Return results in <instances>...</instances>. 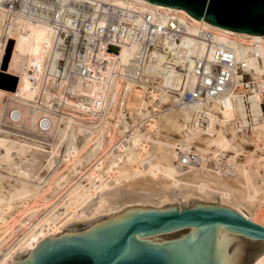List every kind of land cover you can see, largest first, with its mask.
<instances>
[{"label": "built area", "instance_id": "2783aa9c", "mask_svg": "<svg viewBox=\"0 0 264 264\" xmlns=\"http://www.w3.org/2000/svg\"><path fill=\"white\" fill-rule=\"evenodd\" d=\"M0 17L5 42L15 44L16 35L36 26L50 34L43 56H25L22 61L34 92L26 107L41 111L34 124L38 133L50 131L56 120L58 125L71 120L72 126L81 125V121L94 123L103 129L100 132L106 139L107 127L122 126L124 121L131 128V96L137 90L142 102L151 100L141 109L144 115L136 118L137 125L158 117L162 110L185 105L190 113L189 119L183 120L186 129L210 135L219 121L224 122L236 137L263 152L264 59L255 55L256 70L237 58V48L245 47L237 46L231 34L219 39L199 25L191 35L190 19L180 13L118 0H0ZM187 36L203 43L202 53L196 42L181 43ZM123 48L131 52L125 61L119 60ZM82 83H99L105 90L94 122L81 120L76 116L81 113L67 103L84 98L79 92ZM225 104L232 112L229 119L222 113ZM23 110V105L7 110L8 126L21 123ZM128 138L124 132L117 144L127 143ZM117 144L111 150L116 151ZM180 144L179 140L174 142L176 162L186 169L206 166L225 175L232 171L225 155L216 159L212 154L202 156L194 146L184 149ZM59 156L60 151L53 163Z\"/></svg>", "mask_w": 264, "mask_h": 264}, {"label": "rangeland", "instance_id": "374dc122", "mask_svg": "<svg viewBox=\"0 0 264 264\" xmlns=\"http://www.w3.org/2000/svg\"><path fill=\"white\" fill-rule=\"evenodd\" d=\"M0 35H1V28H0ZM32 42L33 41H30V43ZM34 43L35 42L32 43L31 46L32 48L36 47V43L35 45H33ZM13 46H14V42L11 43V41L6 46L5 57L3 60V64H1V68H3V71H0V87L5 91H9V92L14 90L15 83L17 84L18 81V78L14 74L12 75V73L6 72L10 57L9 55L11 54ZM26 57L30 58L31 56L27 55ZM23 59L24 57L21 59L20 67L22 71H25L22 67ZM98 89L100 90L99 92ZM87 91H89L88 85L84 84L83 89L81 91L82 93L81 95L82 96L84 95V98H82L81 100L69 99L67 100V103L70 107L76 109L78 113H81V115L76 114V116H78L81 120L94 122L93 119L95 118L94 117L95 113H97L100 110L101 106L99 107V105L102 103L104 94L102 91V87L97 88L96 91L98 93L97 96L96 95H94L93 97L89 96L94 100L93 102L89 103L87 102V100L90 99L87 96L88 93ZM140 97H141L140 93L137 91H134L131 96L132 99L131 103L134 108V115H132L133 124L131 128H128V125L124 121L122 123V126H118V124H114L105 129L108 135V138L105 139L103 138L104 135L102 134V132H100L103 131V129H97L94 123L92 124L90 123V125H88L87 123L84 124L81 121V125L72 126L71 120H66L64 125H58L57 124L58 120H56L55 121L56 124L54 123L53 127L50 128V131L46 133H38L34 127V124L38 119L37 117L41 115L40 110L29 109L28 107H26L28 101L13 98V96L7 94V92H5L4 94H2V96H0V102H1L0 103V262L9 261L7 264H11L15 259L26 255L28 251L26 250V248H24L25 244L23 242L25 241L24 238L26 237L25 239H27V237L29 236V235L26 236V233L27 234L33 233V231H35L36 228L38 229L41 225H43L44 220H45L44 222H50L51 220L54 222L56 219V221L59 223L63 222L65 220L64 216L66 215V213L70 211L71 208L69 203L72 202H69L68 200H70L71 197L74 196L78 191L80 190L83 191L84 190L83 188L86 187H87L86 189L90 188L92 190L93 188L91 186L98 185L100 181L106 180L107 178H108L107 181L113 179L112 176L109 175V173L113 174L112 173L113 171L111 172V169L109 168L110 166H108L109 160L104 162L102 168H98L95 163L98 164L99 160L101 161L104 158L103 156L105 154L108 157L112 155L113 150H110L112 147L111 145L117 144L118 139L124 135V132H127L129 135V138L126 140L127 145L129 144L128 150H130L129 148L134 146L130 138L132 132L139 134L141 144L146 143V146H148L149 148H151V146L153 147L152 143L154 142L156 143L157 141L165 144H167L168 142V144L173 146L172 148L176 152L175 150L176 147L174 145V142L176 140H179V142L181 143L180 144L181 148L184 147L185 144L184 139H186L194 130L192 128L186 129V127L183 125L184 122L183 120L189 119L190 117L189 109L188 111L187 108H178L175 110L172 109L162 110L158 115V117L151 118L157 121V127L152 129V128H148L147 126V124L150 122L151 119H149L146 123L142 125H137L136 123V118H139L140 115L141 116L144 115V112L141 109L145 108L146 105H148L149 103V101H146L147 103L144 102L143 104ZM14 105H20V106L23 105L24 120L21 121V123H19L18 125L10 127L8 126L7 122H5L6 121L5 115L7 110ZM138 105L139 107H141L140 109L139 107H137ZM32 116L35 117V120L30 122ZM165 120L170 123L169 128L165 127L164 125ZM69 126H71L69 130H72V134L74 135V136L72 135L69 139L71 140L72 143H73L72 140H75L73 144L77 146V149L81 148V150L77 151V154L72 153L74 156L76 155L75 157L71 154V152L67 150L68 138L63 139L61 138L60 135V131L63 129L68 130ZM219 128H220V124L219 127H216L214 129L213 134L210 135H203L201 133L196 134L193 141H190L191 144L189 142V144H185V146L190 148L194 146L195 150L197 149L198 151L202 152L204 155H211L213 151H217V152L219 151V154L217 152L214 153H217L218 155H222V156L225 155L224 157H228L229 159L234 161V164L236 163L235 165L237 166V169H239L241 163H243L242 165L246 166L254 185L259 190V194H258L259 201L257 199V203L253 205L240 204V206H242L241 208L246 210L247 212L249 211L251 212L249 213L252 215V218L254 219L253 222L264 226V197H263L264 150L262 153L256 151L244 139H241L240 137H236L235 134L229 131L226 125L224 126L223 132L229 139H231L232 148H229L228 150L225 151L216 150V146L211 142L212 139L214 140V138L217 137L216 130H218ZM194 132L195 131H193V133ZM83 134H85L87 137L90 136L88 138L89 140L86 139L87 137L85 135H84L85 136L84 139ZM72 137L74 139H72ZM35 139L44 142V144L37 142ZM145 140H147V142ZM84 141L85 143L88 142L87 145L83 143ZM93 143L95 146L93 145ZM50 144H54L52 149ZM121 145L122 142L117 144V150L113 151L115 153L113 155L119 154L122 158L124 156L125 159V154L126 152H128V150L125 149L126 143L122 145L124 149L123 148L121 149L122 147ZM92 146H94V148ZM140 146L137 145L136 148L138 149ZM133 148H135V146ZM86 149L87 151L88 150L89 151L87 152ZM93 149L94 152L92 151ZM106 150L109 151H107L106 153ZM59 151H60V156L58 160H56L53 163L55 156L59 155ZM176 158H174L172 161L173 165L177 166L176 167L177 169L178 168L180 169L183 166L181 165L182 167H180V165L176 162ZM188 170H190V168H188ZM188 170L185 167H183V169L181 170V172H183V176L185 172H187L185 174L186 175L185 178H189L187 177V174L188 176L190 174V171ZM97 177L98 178L100 177L99 178L100 180ZM132 177L136 179L134 180ZM132 177L126 179L125 181L122 180V182L125 183L124 185H128L127 182H130L129 183L130 186L132 184L136 185L137 183L136 187H139L138 183L140 185L141 183H143L142 185H147V182L150 180L148 182L149 183L148 185L154 186L155 182H157L155 181L156 178L152 177L148 173H145L144 175L140 176L143 180L138 175L137 177L134 176ZM223 178L227 180L230 186L239 188V185L231 177L223 175ZM145 179L146 181H144ZM156 180L160 182L159 178ZM114 183L116 184L117 181H115ZM123 183L120 182V184L117 183L116 185H121ZM211 184L214 185V183ZM216 185L219 186L220 184H216ZM155 186H158V183ZM155 188L157 187H153V189L151 190V196H149L148 198L146 197L139 199L141 202L137 201L136 199H134V201L133 199H131L133 201L132 202L130 199H128L129 201L126 200V202L122 201L118 203L115 200L110 202L111 199L105 198V201L102 202L104 206H101L102 203L96 204L97 205L96 208L93 207L95 205L91 206V209L88 210L89 213L88 214L86 213L87 215L73 218L66 225H63L60 228V230L63 231L67 228L79 224L92 223L102 218H109L112 215L118 214L127 207L136 206L135 204L138 202H139L138 204H140L139 206H143V207L150 206L155 208L158 207L162 208L166 205H176V204L178 208H180L179 203L182 204H190L196 202L212 203V204L223 203V200L218 195L219 192L223 191L222 188L213 187L214 189L216 188L215 193L213 195H209L210 197L208 195H207L208 197L207 196L202 197L198 195L197 190L196 191L194 190V195H188L190 194L188 193L189 191H187L188 189L186 188L183 189V187L182 188L180 187V189L178 187H174V189L172 188V190L167 189L166 190L167 194L164 197V194L161 193L158 190V188L157 189ZM226 190L232 191L234 194L238 195L237 191L235 192L229 187H227ZM169 191H171V193H169ZM232 199L235 200L230 201ZM232 199H230L227 204L229 206L232 205L233 208L237 207L239 205L236 201L237 198H232ZM104 202L107 203L104 204ZM66 203H68L70 207V208L68 207V210ZM63 205L66 209L63 207ZM247 207L249 208V210ZM258 213L261 215H259ZM56 221L55 223H57ZM28 231L30 232L32 231V232L30 233ZM168 233H172V232H165L160 235H164ZM179 236L180 234L175 236L174 238H177ZM18 244L20 245L18 246ZM20 246L22 247L19 248Z\"/></svg>", "mask_w": 264, "mask_h": 264}, {"label": "water", "instance_id": "95a60500", "mask_svg": "<svg viewBox=\"0 0 264 264\" xmlns=\"http://www.w3.org/2000/svg\"><path fill=\"white\" fill-rule=\"evenodd\" d=\"M147 1L222 28L264 35V0ZM179 204L127 207L67 228L11 264H254L264 253V226L219 204ZM165 232L172 233L160 235Z\"/></svg>", "mask_w": 264, "mask_h": 264}, {"label": "bare ground", "instance_id": "6f19581e", "mask_svg": "<svg viewBox=\"0 0 264 264\" xmlns=\"http://www.w3.org/2000/svg\"><path fill=\"white\" fill-rule=\"evenodd\" d=\"M118 1L134 2V3L141 4L142 6H145V7H149V8L161 7V8H165L167 10H170V11L180 13L181 15L190 19L191 25L189 27V32L191 33V35L196 33L197 26H199V25L205 26L206 28L212 30L215 33V36L219 39H223L224 36L231 34L232 39L235 41V43H237V46H244L245 47V49H241V50L239 48H237V51H236L237 58L244 59L250 67H253L256 70H259V67H258L255 55L262 56L264 59V35L251 34V33L239 32V31H235V30L222 28V27L213 25L211 23H208L206 21L198 20V19L192 17L190 14H188L185 10H183L181 8H171V7H167L165 5L151 3L147 0H118ZM0 21H1V17H0ZM15 38H16L15 44L13 46L11 54L9 55L10 57H9V62H8V72L12 73V75L13 74L16 75L18 78V81H17V84L15 83L16 88L14 87V90L11 92L5 91L4 89H2L0 87V96H2V94L7 92V94L13 96V98L29 101V100L33 99L34 92L29 88L27 73L25 71L21 70V67H20L21 66L20 65L21 59L27 55H29L31 57H33V56L35 57L38 55L43 56L45 51L49 48V44H50V40H51L50 34L46 28L36 26V27L30 28V30L19 33L18 36H16ZM30 41H33L36 43L35 48L31 47L33 42L30 43ZM9 42H10V40L5 42L0 35V64H3V60H4L5 52H6L5 48L9 44ZM195 42L197 44L196 47H197L198 52L202 53L204 50L203 43L196 41L191 36H187V37L183 38L181 43L185 44V45H189V44H192ZM256 42H260V43L256 44ZM35 43L33 45H35ZM130 55H131V52L127 48H123L121 50L119 60L125 61ZM84 84L88 85V89H89V91H87L88 97L89 96L93 97L94 95L97 96L98 93L96 91H97V88H100V87H102L103 94L105 92L104 87L102 85H99V83H82L81 87H79V90H80L79 92L82 91ZM99 91L100 90L98 89V92ZM134 91H137V90H134ZM112 97H114V95H112ZM93 101H94L93 98H90L87 100V102H89V103H91ZM149 102H151V100ZM143 104H144V102H143ZM179 108H187V111L189 109L185 105H181ZM222 113H223L224 117H226L227 119H229L232 116V112H231L229 106H227L226 104L224 106V109L222 110ZM187 114H188V112H187ZM22 118L23 119L21 121L24 120L23 113H22ZM34 120H35V117L32 116V118L30 119V122H32ZM219 124H220V128L218 130H216L217 137L214 138V140L212 139L211 143H213L216 146V150L225 151V150H228L229 148H232L231 147L232 142H231V139H229L225 135V133L223 132L224 131L223 129H224V126L226 123L220 122ZM164 125H165V127L169 128L170 123L165 120ZM147 126H148V128H152V129L156 128L157 127V121L155 119H151L150 122L147 124ZM70 127L71 126L68 127V130H66V129L61 130L60 135H61V138H63V139L68 138L67 150L69 152H71V154L72 153L77 154V151L81 150V148L77 149V146L75 144H73L75 140H72L73 141V143H72L71 140L69 139L73 135L72 130H69ZM193 131H195V132L193 133ZM193 131L186 139H184L185 144H189L190 141H193V139L195 138V135L200 133L198 130H195V129ZM108 133H110V132H108ZM84 135L85 134H83V136ZM85 136H84V139H85ZM130 136H131L130 138H131L132 143L135 146V148H133L134 146H132L131 148H129L130 150H128L129 144L127 145V143H126L125 149L128 150V152H126V154H125V159H124V156L122 158L119 154L113 155L115 153L112 151V155H110L108 157L105 154L103 156L104 158L101 161L99 160L98 164L95 163L98 168H102L104 165V162L109 160L108 166H110L109 168L111 169V172L113 171L112 173L115 176L111 173H109V175H111L113 179L107 181V179H108L107 178L106 180L100 181V183L98 185L91 186L93 188L92 190L90 188L86 189L87 188L86 187V188H83L84 189L83 191L80 190L74 196H72V197L70 196L71 199L68 201L72 202V203H69L71 208L69 207L68 203H66L67 204V210L69 207L70 211L69 212L67 211L68 213H66V215L64 216L65 220L63 222L59 223L56 221V219H55V221L57 223H55V221L53 222L51 219H50L51 220L50 222H44L45 221L44 220L43 225H41L38 229L36 228V230L34 229L35 231H33V233H31L32 231L31 232L28 231L31 234L26 233V236L27 235H29V236L27 237V239H25L26 237L24 236L25 241H23L25 244L24 248H26V250L28 252L30 250H32L34 247H36L40 243V241L61 232L60 228L63 225H66L68 222H70L73 218L87 215L89 213L88 210L91 209V206L95 205L93 207L96 208V206H97L96 204H101L103 201H105V198L111 199L110 202L115 200L118 203H120L122 201L126 202V200L129 201L128 199H130V200L133 199V201H134V199H136L137 201H140L139 199L146 198V197L148 198L149 196H151V190L153 189V187H157L158 190L164 194V197L167 194L166 190L167 189L172 190V188L174 189V187H178L179 189H180V187L181 188L183 187V189L184 188L188 189L187 191H189L188 193H190L188 195H194V190L195 191L197 190V192H198L197 194L202 196V197L207 196V195L208 196L213 195L215 193L216 188H222L223 191H221L219 193L217 192L218 195L223 200V203H220L219 205L226 207V208H229L233 211H236V212L240 213L243 217H245L251 221H254V219L252 218V215L250 214L251 212L250 211H249L250 213L247 212L246 210L241 208L242 206H240V204L253 205V204L257 203V199L259 198L258 197L259 196L258 195L259 190L254 185L246 166L242 165L243 163H241V166L239 167V169H237V166L235 165L236 163L234 164V161L227 158L226 161H228L229 165H231V168H232V171L230 172L229 175H225L220 170L215 169V168H211V167H206V166L205 167H199V168L192 167V168H190V170L187 169L188 171H190L189 176L187 174V177H189V178H185V176H186L185 174L187 172H185V174L183 176V172H181L183 167L179 164L180 167H182V168L177 169L176 168L177 166L173 165L172 161L174 158L177 157V154L173 150V148H172L173 146L168 144V142H167V144H165V143L157 141L156 143L154 142L155 144L152 143L153 147L151 146L152 145L151 144L150 145L151 148H149L148 146H146V143L141 144L139 134L132 132ZM184 136H187V135H184ZM89 137L90 136H88L86 139H88ZM72 139H74V138L72 137ZM147 140H149V139H147ZM147 140H145V141L147 142ZM83 143H85V141ZM87 143L88 142H86L85 144L87 145ZM185 144H184V147H182V148L190 149V147L185 146ZM190 144H191V142H190ZM86 145H85V147H86ZM93 145H94V143H93ZM98 145H99V143H98ZM137 145H139V146L141 145V146L137 149L136 148ZM94 146H92V147L94 148ZM88 147H90V146H88ZM122 148H123V146L121 147V149ZM89 149H91V148H89ZM86 151H87V149H86ZM92 151L94 152V149ZM107 151H109V150H106V153H107ZM196 151L199 154H201L202 156H205L202 152L198 151L197 149H196ZM214 152H217V151H213L212 157H214L216 159L217 155L219 154V151L217 152L218 154L214 153ZM77 161H78V159H77ZM74 167H75V165H74ZM105 171H106V169H105ZM145 173L150 174L152 177H154L156 179L159 178L160 182L155 179V181H157V182H155L154 186L152 185L153 187L148 185L149 184L148 182L150 180L147 182V185H142L143 183H141V185H140L138 183L139 187H136L137 183H136V185L132 184L130 186V184H129L130 182H127L128 185H124L125 183L122 182V180L125 181L126 179H128L132 176L137 177V175H138L140 177V176L144 175ZM223 175L231 177L239 185V188L230 186L228 184L227 180L223 178ZM115 181H117L118 184H120V182L123 184L116 185L117 183L115 184L114 183ZM144 181H146V179ZM157 183H158V186H155ZM211 183H214V185ZM216 184H220V185L218 186ZM213 187H216V188L214 189ZM227 187H229L230 189H232L235 192L237 191L238 195L234 194L232 191L226 190ZM157 188H155V189H157ZM173 192H174V190H173ZM169 193H171V191H169ZM10 196H9V199H10ZM171 196H172V194H171ZM263 197H264V195H263ZM232 198H237L236 201L239 204L237 207L233 208L232 205L229 206L227 204L229 202V200ZM233 200H235V199H232L230 201H233ZM258 201H259V199H258ZM143 202H144V200H143ZM106 203L107 202H104V204H106ZM138 203H136L135 205L139 206L140 204H138ZM260 203H262V202H260ZM71 204H73V205H71ZM122 205H123V203H122ZM101 206H104L103 203L101 204ZM63 207H64V205H63ZM259 207H260V205H259ZM158 208H160V207H158ZM158 208H155V209H158ZM248 210H249V208H248ZM259 215H261V214H259ZM3 221H4V219H3ZM58 224H60V225H58ZM192 230L196 231V228H193ZM138 239H140V238H138ZM19 245L20 244H18V246ZM21 247L22 246H20L19 248H21ZM9 258H10V256H9ZM8 262L4 261V262H0V264H7ZM254 264H264V253L258 257V259L256 260V262Z\"/></svg>", "mask_w": 264, "mask_h": 264}]
</instances>
